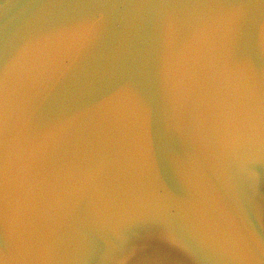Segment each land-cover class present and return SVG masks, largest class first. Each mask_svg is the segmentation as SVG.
Returning a JSON list of instances; mask_svg holds the SVG:
<instances>
[{
  "label": "water",
  "instance_id": "95a60500",
  "mask_svg": "<svg viewBox=\"0 0 264 264\" xmlns=\"http://www.w3.org/2000/svg\"><path fill=\"white\" fill-rule=\"evenodd\" d=\"M0 0V264H264V0Z\"/></svg>",
  "mask_w": 264,
  "mask_h": 264
},
{
  "label": "snow or ice",
  "instance_id": "6c2138e0",
  "mask_svg": "<svg viewBox=\"0 0 264 264\" xmlns=\"http://www.w3.org/2000/svg\"><path fill=\"white\" fill-rule=\"evenodd\" d=\"M178 3H189L192 7L200 6L192 3L191 0H175ZM216 5L222 8V18L227 22L229 30L233 36L240 33L246 18L244 5L255 0H214ZM261 41L264 43V29L261 30ZM3 56V48L0 46V58ZM2 188H0V200H2ZM138 221H146L156 224L160 227L159 233L143 232L137 228L122 229L116 236L115 247L110 250L112 264H127L142 245H146L150 241L159 238L165 243L171 244L176 248H184L186 251L192 252L189 241L179 231L173 237L168 231V227L141 217H128Z\"/></svg>",
  "mask_w": 264,
  "mask_h": 264
}]
</instances>
